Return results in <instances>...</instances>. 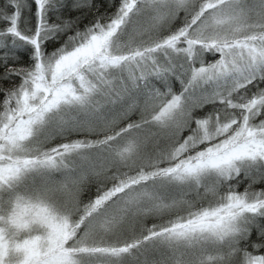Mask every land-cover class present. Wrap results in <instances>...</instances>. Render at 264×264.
<instances>
[{"label": "snow or ice", "instance_id": "obj_1", "mask_svg": "<svg viewBox=\"0 0 264 264\" xmlns=\"http://www.w3.org/2000/svg\"><path fill=\"white\" fill-rule=\"evenodd\" d=\"M0 264H264V0H0Z\"/></svg>", "mask_w": 264, "mask_h": 264}]
</instances>
